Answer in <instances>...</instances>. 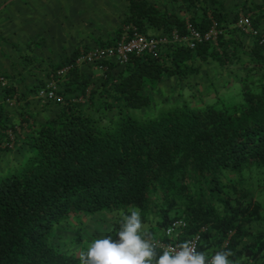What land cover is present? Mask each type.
I'll use <instances>...</instances> for the list:
<instances>
[{"label": "trees", "instance_id": "trees-1", "mask_svg": "<svg viewBox=\"0 0 264 264\" xmlns=\"http://www.w3.org/2000/svg\"><path fill=\"white\" fill-rule=\"evenodd\" d=\"M126 1L124 25L145 34H188V22L207 31L213 20L223 33L194 47L171 42L158 57L133 54L124 65L101 61L96 77L75 67L60 81L63 100L41 97L55 115L30 123L24 137L0 104V151L3 142L7 152L25 144L0 171V264H80L92 241L118 240L132 210L152 242L200 234L206 261L230 250L231 264H264V4L253 5L245 31L219 0H177L181 12ZM208 66L228 72L240 100L182 93L155 115L134 113L154 103L157 85ZM0 90L13 97L9 85ZM176 221L184 224L168 236Z\"/></svg>", "mask_w": 264, "mask_h": 264}, {"label": "crops", "instance_id": "crops-1", "mask_svg": "<svg viewBox=\"0 0 264 264\" xmlns=\"http://www.w3.org/2000/svg\"><path fill=\"white\" fill-rule=\"evenodd\" d=\"M18 1L20 0H0V4L2 5L1 2H3L4 9L9 5H15V2ZM21 1L23 2V6H25L24 9L20 8L19 10V15H22L25 22V25L21 26L22 29H27L28 25H37V34H41V38L45 40L42 47L54 48L57 50L56 54L62 56L59 61L52 60L43 68L35 67V65L29 68L24 66V64L22 65L20 59L17 61L16 67V64L14 65L13 63L16 61L12 62L9 57L14 52L12 51L6 55L3 51L5 47L2 48L0 43V64L4 62L10 64L11 71L15 72L13 78H8L0 74V77L3 76L6 79V85H9L13 89V97L7 99H4V92L0 90V104H3L6 113L12 117L17 133L24 137L25 133L29 131L30 123L43 122L47 118L55 115L57 111L56 106L47 104L46 100L39 97L33 88L43 82L47 83L50 81L60 64L78 55L82 50L115 43L124 31V19L126 17L128 3L126 0ZM151 1L162 9H168L169 6H172L160 0ZM219 1L224 2L227 11H230L232 14L238 12L239 17L242 15L251 16V10L254 4H264V0ZM33 5L35 10L28 13L30 7ZM0 10L2 9L0 8ZM169 10L174 11L176 8L171 7ZM0 23L4 24L2 20H0ZM35 46L38 48V45ZM9 47L13 49L11 46ZM40 49L38 48L39 53H36L37 55L42 54ZM30 54L34 53L31 51ZM89 65L83 64L80 66V69L92 77L94 73L89 71L91 69ZM209 67L212 68L211 66L204 67L199 74L186 77L179 82L181 84H192L194 83L193 80H198ZM99 73L101 74V72ZM168 81H177V79L176 77H172L161 84H165ZM8 99L12 101L8 102ZM16 141H18V138ZM3 143H1L2 151H0V158L6 154L4 150L5 144ZM21 146L25 149V144ZM239 264H241V260Z\"/></svg>", "mask_w": 264, "mask_h": 264}, {"label": "rangeland", "instance_id": "rangeland-1", "mask_svg": "<svg viewBox=\"0 0 264 264\" xmlns=\"http://www.w3.org/2000/svg\"><path fill=\"white\" fill-rule=\"evenodd\" d=\"M163 3L171 4V7L178 9V4H182L180 1L179 3L177 0H160ZM0 8V20L3 21L4 24L0 23V43L1 47L4 48L3 51L6 55L10 54V52H14L13 55L11 54L9 57L10 59L16 62H13L14 65L17 67V61L20 59L22 65L27 67H35L43 68L47 63L54 61H59L62 56L56 54L57 50L51 47L43 46L45 40L41 38V34H37V25L34 26L28 25L27 29H22L21 26L25 25L24 18L22 15H19L20 8L24 9L23 2L20 0L15 2V5L8 6L3 9V2ZM168 8V9H169ZM34 5L30 7L28 13L30 11H34ZM178 12H181L178 10ZM21 29H20V27ZM17 26V28H15ZM6 28V29H3ZM4 30V31H3ZM15 30V31H14ZM42 47L40 55L38 48ZM11 46L13 49H10ZM31 51L35 54H30ZM91 66V73H94L92 77H96L100 75V70L93 68L94 65ZM215 68H208L207 71L203 73V75L198 79H194L192 84H181L177 81H168L165 84H161L160 86L157 85L155 88V101L152 105L137 109L134 111L136 115L139 116H152L155 115L159 109L163 106H169L181 102L182 96H188L195 94L197 96L206 95L208 98H213L211 95L219 90V94L223 95L225 98H230L235 101L240 100L238 96H240V92H236V88L228 89V82H227V75L228 72L225 71L222 76L219 77L218 70ZM41 70V69H40ZM13 71H11L10 64L4 62L0 64V74L5 75L8 78H13L14 76ZM183 93V95H182ZM182 95V96H181ZM210 96V97H209ZM25 149L20 145L18 147L15 146L13 151H6V154L0 158V171L6 172L9 168V164H12L15 160H20L24 154ZM27 155V151H26Z\"/></svg>", "mask_w": 264, "mask_h": 264}, {"label": "built area", "instance_id": "built-area-1", "mask_svg": "<svg viewBox=\"0 0 264 264\" xmlns=\"http://www.w3.org/2000/svg\"><path fill=\"white\" fill-rule=\"evenodd\" d=\"M238 26L245 31H251V18L249 15H242L238 19ZM188 34L182 35L178 29H174L171 34H145L138 30L135 26L127 25L124 27V31L120 38L113 44L98 46L88 50H82L74 61L59 68L56 73L53 74L50 81L43 86L38 93L39 97L47 96L51 99L63 100V97L58 94L60 81H62L67 74L77 66L83 64H97L104 60H115L120 64H126L131 55L149 54L154 57H158L161 53V49L171 42H188L191 47H194L196 42H202L206 40L216 41L217 38L223 33L219 23L213 20L210 28L207 31H201L194 27L190 22L187 24ZM0 83L6 86V79L1 76ZM12 101L11 99L7 100ZM184 224L182 221H176L166 229L168 236H173L176 229ZM200 234H196L188 241L197 252L198 244L200 242ZM157 247L163 251L166 247H175L178 243L173 241L155 240L153 242ZM211 260V259H210ZM208 260V261H210ZM207 264V261H206Z\"/></svg>", "mask_w": 264, "mask_h": 264}, {"label": "clouds", "instance_id": "clouds-1", "mask_svg": "<svg viewBox=\"0 0 264 264\" xmlns=\"http://www.w3.org/2000/svg\"><path fill=\"white\" fill-rule=\"evenodd\" d=\"M143 227L139 210H132L122 218L118 240L106 236L92 241L80 251V264H206L205 253L196 252L190 241L166 247L158 255L151 234L144 231L141 235ZM231 255L230 250L218 251L207 264H231Z\"/></svg>", "mask_w": 264, "mask_h": 264}]
</instances>
